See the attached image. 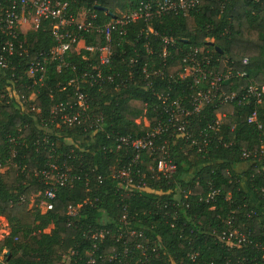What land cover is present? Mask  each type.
I'll list each match as a JSON object with an SVG mask.
<instances>
[{
  "label": "trees",
  "instance_id": "trees-1",
  "mask_svg": "<svg viewBox=\"0 0 264 264\" xmlns=\"http://www.w3.org/2000/svg\"><path fill=\"white\" fill-rule=\"evenodd\" d=\"M146 2L154 0H75L71 7L78 15L89 11L106 22ZM147 26L159 36L174 39L164 66L160 38L147 32ZM49 27L43 20L36 30L20 36L29 45L28 58L53 46ZM84 37L87 43L99 40L98 36ZM192 46L212 53L215 70L233 72L221 83L225 92L241 93L250 83L261 82L264 0H199L185 15L163 14L147 24L136 20L125 37L112 44L109 65L101 66L105 72L122 76L132 71L133 78L117 88V78L100 88L81 79L77 84L69 82L100 67L95 55L84 51L76 53L71 48L65 57L69 65L59 72L57 61L49 62L41 84H33L25 73V59L11 56L14 70L0 72V166L7 167L0 172V217L10 229L0 237V264H56L69 249L74 251L71 264H86L90 256H96L98 264H237L241 256L246 257L245 264H263L254 250L228 249L215 236L232 216L236 227L251 229L254 239L264 244V156H253L261 134L247 122L252 99L240 104L212 101L191 117L190 127L197 132L213 123L216 113L222 115L219 126L208 130L210 141L201 151L183 138L169 137L166 146L176 165L171 175H156L147 164H153L157 156L145 154L140 168L147 189L125 188L113 175L132 154L117 149L115 137L144 135L160 117L155 92L184 98L192 91L189 80L175 77L182 68L183 53ZM244 57L247 64L241 62ZM144 65L148 71L161 68L164 78L153 79L146 88L148 78L141 72ZM12 79L29 107L20 106L6 94ZM76 85L87 92L92 114L102 117L101 128L94 132L81 124L59 123L56 127L50 122L51 105L74 102ZM31 105L39 111L30 110ZM256 111L257 119L264 123V95ZM143 117L149 126L135 122ZM243 151L251 154L243 157ZM53 161L66 165L75 178L71 184L59 186L52 209L41 212L39 198L32 195L47 185L33 169ZM68 207L77 208L75 218L67 214ZM251 210L255 214L247 216ZM94 229L109 232L98 241L89 237ZM130 230L141 231L147 242L129 235ZM137 242L144 247H137ZM191 253L195 254L193 260Z\"/></svg>",
  "mask_w": 264,
  "mask_h": 264
},
{
  "label": "built area",
  "instance_id": "built-area-1",
  "mask_svg": "<svg viewBox=\"0 0 264 264\" xmlns=\"http://www.w3.org/2000/svg\"><path fill=\"white\" fill-rule=\"evenodd\" d=\"M75 0H4L1 5L0 13V35H2L0 43V72L14 70L15 64L12 63L11 56L17 55L25 59L28 77L33 79V84H41L45 79L46 65L51 61H57L55 69L59 72L62 66H68L69 63L65 57L70 49L76 53L84 51L91 56L95 55L97 64L100 66L91 72H83L79 78L70 79L69 82H75L77 79L88 81L90 85H96L99 88L105 83L117 82L115 87L125 86L126 82L133 78L132 71L127 70L125 76L120 72L110 73L104 71L101 66H108L112 56V44L115 40H121L127 33L130 24L138 19H142L146 24L154 17L163 14H187L194 9L199 0H154V2L140 3L138 7L130 12H119L118 16H114L106 22L97 20L95 13L84 12L76 14L72 10V3ZM43 20H47L50 24L49 34L54 41L46 52L40 51L32 58H28L29 45L25 38H20L22 34L28 31L36 30ZM147 32H151L158 36L161 41V52L159 56L162 60V66L165 65V59L169 54V48L172 47L174 39L165 35H157V33L147 26ZM84 35L98 36V41L87 43ZM148 50V47H147ZM85 58V54H83ZM132 61V59H130ZM213 56L209 50H202L198 46L189 47L181 57L182 68L175 75L181 80H189L188 86L192 90L184 98L171 97L168 93L155 92L157 99L161 104L160 117L154 123L152 128L144 135L132 136L117 135L115 143L117 149L130 150L132 152L129 162L123 164L114 171L115 178L121 180L125 184L134 185L138 190L147 189L145 182L142 180L144 173L140 166L143 164V156L148 157L155 155V162L147 164L148 168L155 171L156 175L167 177L171 175L175 168V162L171 158L167 149V140L169 137L183 138L189 141L191 145L196 146L197 151L203 150L210 141L208 130L216 129L222 115L216 113L213 123H208L206 127L193 132L190 127V119L192 116L199 114L202 107L212 101H218L221 104L236 102L240 104L244 101L253 100V109L248 115L247 122L253 124L261 134L258 152H254L253 156H264V123L257 119L256 107L262 103L264 95V78L259 83H250L243 87L241 93L236 91L225 92L221 89V83L231 77L233 72H219L212 66ZM247 64V58L241 61ZM141 72L145 78H148L145 87L152 84V80L160 77L164 78L161 68L147 70L146 66H142ZM243 73L236 72V75ZM15 79L10 80L9 86L6 87L8 97L15 98L20 106H27L28 99L19 93L21 89L15 86ZM10 90V95H9ZM184 100L187 103H184ZM39 108L30 106V110ZM58 118V121H56ZM136 123H142L149 126L146 117L137 118ZM50 122L56 127L59 123L65 125L81 124L84 129L91 128L90 132H94L101 128L102 117L92 114L90 111L89 97L87 92L82 91L78 85L75 86L74 102H55L50 108ZM251 151H243L242 156L247 157ZM0 166V171H1ZM33 174L40 176L47 185L41 192L34 194L39 198L37 204L39 211L45 212L52 209L56 190L59 186L69 185L75 178V174L70 171L66 165L58 166L55 161L49 162L42 168H34ZM140 177V179H136ZM67 214L76 217L78 210L75 207H68ZM253 210L249 211L247 216L254 215ZM124 218V217H123ZM122 218V219H123ZM6 227L8 222L6 221ZM226 226L218 233L215 232L216 238L228 249H250L260 254V260L264 264V244L254 239L252 230L240 229L236 227L235 220L232 216L227 217ZM46 231V230H44ZM9 228L0 229V237L8 235ZM90 238L101 241L109 232L104 229H94L89 231ZM129 235L136 238H145L144 234L139 231L130 230ZM118 239V238H117ZM137 247H144L140 242L136 243ZM92 247H96L93 243ZM126 250V249H125ZM126 252V251H124ZM74 251L69 249L67 252L61 253L56 264H71V256ZM195 254L191 253L189 257L193 260ZM112 257V256H110ZM255 259L254 256H252ZM101 258V256H99ZM237 264H245L246 257L241 256L236 260ZM86 264H98L96 256H90L86 260ZM228 264V262H226Z\"/></svg>",
  "mask_w": 264,
  "mask_h": 264
},
{
  "label": "rangeland",
  "instance_id": "rangeland-1",
  "mask_svg": "<svg viewBox=\"0 0 264 264\" xmlns=\"http://www.w3.org/2000/svg\"><path fill=\"white\" fill-rule=\"evenodd\" d=\"M9 95H10V90H9ZM14 99H15V98H14ZM15 100H16V99H15ZM35 112H38V111L35 109ZM136 121H138V119H136ZM6 169H7L6 166H5V167H2L0 172H4ZM32 197H34V196L32 195ZM29 203H30V202H29ZM28 206H30V204H28ZM5 222H6V220L0 217V229H6V228H9V226L6 227L7 225H6ZM5 252H6V251H3V253H5ZM2 256H3V254L0 255V260H1Z\"/></svg>",
  "mask_w": 264,
  "mask_h": 264
},
{
  "label": "water",
  "instance_id": "water-1",
  "mask_svg": "<svg viewBox=\"0 0 264 264\" xmlns=\"http://www.w3.org/2000/svg\"><path fill=\"white\" fill-rule=\"evenodd\" d=\"M97 8H101V9H103V10H105L106 11V8H103V7H101V6H97ZM112 15V14H111ZM220 51V50H219Z\"/></svg>",
  "mask_w": 264,
  "mask_h": 264
}]
</instances>
